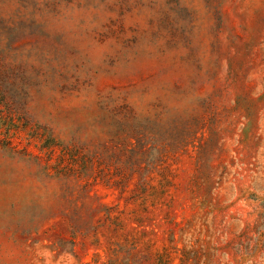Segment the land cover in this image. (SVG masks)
Wrapping results in <instances>:
<instances>
[{"label": "rangeland", "instance_id": "rangeland-1", "mask_svg": "<svg viewBox=\"0 0 264 264\" xmlns=\"http://www.w3.org/2000/svg\"><path fill=\"white\" fill-rule=\"evenodd\" d=\"M0 264H264V0H0Z\"/></svg>", "mask_w": 264, "mask_h": 264}]
</instances>
